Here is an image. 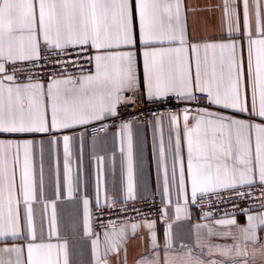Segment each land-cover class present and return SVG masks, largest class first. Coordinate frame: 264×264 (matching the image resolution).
Wrapping results in <instances>:
<instances>
[{
    "label": "snow or ice",
    "instance_id": "obj_1",
    "mask_svg": "<svg viewBox=\"0 0 264 264\" xmlns=\"http://www.w3.org/2000/svg\"><path fill=\"white\" fill-rule=\"evenodd\" d=\"M187 12L185 0H0V243H7L9 237L23 241L0 249V264H70L66 243L47 242L56 229L54 204L48 217V203H42L40 231L36 228L34 205L45 199L44 145L58 155L62 144L63 186L71 196L79 181L71 167L74 137L63 133L119 119L121 106L144 97L160 106L173 100L184 105L167 117V142L161 128L163 115L153 121L161 132L157 168L162 195L169 201L173 187L186 202L190 191L195 203L205 194L235 192L256 182L264 186V24L259 0L255 33L248 0H224L226 30L219 38L190 36ZM82 56L94 71L79 66ZM47 63L54 67L44 82L39 74ZM24 64L37 75L26 71L17 76L16 66ZM73 68L79 69L78 75L69 71ZM119 128L121 152L126 142L125 200H132V122L124 121ZM37 136L42 139L37 141ZM52 179L59 194L58 169ZM101 184L98 171L96 207L114 206L116 201H110L106 191L101 202ZM83 205L87 224V197ZM180 210L177 207V213ZM255 220L249 216L243 229L253 243ZM258 222L264 224V215ZM145 226L151 229L154 222L145 221ZM137 227L132 225L134 230ZM104 235L107 239L109 234ZM93 255L97 256L96 240ZM146 264L159 260L154 254Z\"/></svg>",
    "mask_w": 264,
    "mask_h": 264
},
{
    "label": "crops",
    "instance_id": "obj_2",
    "mask_svg": "<svg viewBox=\"0 0 264 264\" xmlns=\"http://www.w3.org/2000/svg\"><path fill=\"white\" fill-rule=\"evenodd\" d=\"M224 0H185L188 9V30L190 36H199L205 40L219 38L226 30L223 20ZM251 30L256 31V0H248ZM261 23L264 24V0H259ZM192 9H195L193 11ZM94 71V67L93 70ZM91 71V72H92ZM142 77L143 65L139 63ZM47 82V81H44ZM161 125L165 142L169 136L167 117ZM159 115V116H160ZM244 118V117H241ZM154 121V120H153ZM148 123L132 122L133 137V180L135 199L158 195L162 200L164 215L160 220H142L125 222L120 225L94 230L92 225V208L96 206L95 183L99 171L102 177L101 202L105 191L109 200L116 203L126 201L127 159L125 151L121 152L122 134L119 125L111 126L103 135L91 137L86 127H77L63 134L73 136L71 167L73 176L79 177L76 190L71 196L63 186V147L51 153L44 145V201L34 205L37 231L41 228L42 203H48L47 216L51 217L55 205L56 229L52 234L53 244H67L70 264H146L155 258L159 264H264V224L258 222L264 215V206L254 208L237 216H222L201 219L191 207L190 191L187 202L184 197H177L175 187L171 190L170 201L162 195V182L159 180L157 156L160 143V129ZM191 123V120L189 121ZM62 135V134H61ZM37 141L42 137H35ZM46 139V138H44ZM35 164L38 169L40 149L35 150ZM59 170L61 178L60 192L57 194L53 183V173ZM259 183V182H256ZM255 184V183H254ZM89 199L87 224L83 199ZM132 199V200H135ZM181 210L177 213L176 209ZM257 217L255 224L256 242L246 239L243 231L249 224L248 217ZM234 220V224H218L219 220ZM145 221L154 222L149 229ZM138 225L134 230L132 225ZM169 225L171 227L169 228ZM123 228V235L120 230ZM45 235L48 232L47 219L44 222ZM105 232L109 235L105 238ZM153 234L155 248L153 247ZM97 241V256L93 255V241ZM23 241L8 238L7 243H0V249L20 245ZM239 246L241 255L236 254ZM225 249H232L224 254ZM106 250L107 255H106ZM243 253H246L243 254ZM13 259L15 254H12ZM26 258V249L24 253Z\"/></svg>",
    "mask_w": 264,
    "mask_h": 264
},
{
    "label": "built area",
    "instance_id": "obj_3",
    "mask_svg": "<svg viewBox=\"0 0 264 264\" xmlns=\"http://www.w3.org/2000/svg\"><path fill=\"white\" fill-rule=\"evenodd\" d=\"M44 55H51L44 53ZM86 55V54H85ZM72 58L75 53H72ZM79 66L85 72H91L93 66L86 63L84 57L78 58ZM43 64V61H42ZM51 63L43 65V71L40 77L47 81V76L53 69ZM58 67V66H57ZM17 76H21L24 72L30 71L32 75H37L36 70L31 65H17ZM7 71H13V65H7ZM74 75L79 74L78 68L69 70ZM126 95H131L130 93ZM203 99V97H201ZM183 104L173 100L171 105L163 106L148 103L146 97L136 100L133 105H124L120 108L121 117L116 120H105L102 122H92L86 126V131L91 137H99L103 135L111 126H117L124 121H135L140 123H148L160 114L175 113L182 110ZM101 124L103 130L101 131ZM237 192L244 195H238ZM264 206V186L255 183L251 187H239L237 191H226L217 194H205L198 196L195 203L191 202V207L201 219H211L222 216H237L246 213L254 208ZM164 215V207L162 200L156 194L139 198L135 200H126L115 203L112 207L92 208V225L94 230L114 227L125 222H138L142 220H160Z\"/></svg>",
    "mask_w": 264,
    "mask_h": 264
}]
</instances>
